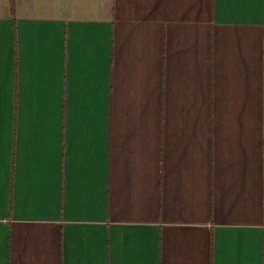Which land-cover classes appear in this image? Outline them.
Here are the masks:
<instances>
[{
  "label": "crops",
  "instance_id": "obj_1",
  "mask_svg": "<svg viewBox=\"0 0 264 264\" xmlns=\"http://www.w3.org/2000/svg\"><path fill=\"white\" fill-rule=\"evenodd\" d=\"M0 264H264V0H0Z\"/></svg>",
  "mask_w": 264,
  "mask_h": 264
}]
</instances>
